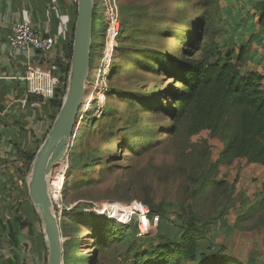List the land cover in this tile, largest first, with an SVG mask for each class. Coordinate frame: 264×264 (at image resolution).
<instances>
[{
	"label": "rangeland",
	"instance_id": "1",
	"mask_svg": "<svg viewBox=\"0 0 264 264\" xmlns=\"http://www.w3.org/2000/svg\"><path fill=\"white\" fill-rule=\"evenodd\" d=\"M115 3L120 27L108 40L109 1L94 0L90 72L67 155L65 210L72 209L58 219L68 235L63 244L76 246V264H88L96 256V218L77 206L145 201L165 216L162 237L184 227L193 214L198 224L208 225L197 240L199 252L214 250L219 264H264V204L256 179L244 183L230 156L220 159L224 143L209 130L173 134L170 116L175 89L182 87L172 75L173 61L185 58L196 19L204 13L212 30L223 29L240 7L238 0ZM249 15L246 11L244 18ZM61 54L67 56L66 50ZM60 73L57 90H67L68 71ZM110 230L97 248L98 264H129L137 246L159 239L157 230L146 242L135 239L133 228Z\"/></svg>",
	"mask_w": 264,
	"mask_h": 264
},
{
	"label": "trees",
	"instance_id": "2",
	"mask_svg": "<svg viewBox=\"0 0 264 264\" xmlns=\"http://www.w3.org/2000/svg\"><path fill=\"white\" fill-rule=\"evenodd\" d=\"M74 5L75 13L70 25L71 36L64 45L68 57L72 54L77 0H74ZM262 8L264 9V2ZM234 18L236 27L231 30L235 33L238 29V19ZM260 22L264 23L262 13ZM95 27L96 18L93 15L91 60ZM122 28L125 31L124 25ZM229 32L227 26L212 30L204 13L196 19L195 34L184 51L185 58L174 60L172 65V75L176 83L182 86L176 87L172 101L170 114L173 120L172 133L180 131L186 137H190L203 130H209L224 143L220 153L221 160L230 156L229 161L239 158L247 160L248 163L264 166V91L261 88L263 75L257 72L242 73L240 64L244 59V50L239 49L236 39L226 38L225 34ZM158 60L164 67L162 57ZM64 71H68V67L64 68ZM65 94L66 88L63 87L57 90L55 96L48 102L53 109L52 122L62 106ZM44 139L45 137L40 142L42 143ZM37 149L34 152L22 153L26 171L30 168ZM260 196L262 199L260 203L264 204V185ZM143 202L149 207L151 216H160L157 228L159 239L155 243L137 246L129 264H184L185 261H190L191 264H219L214 250L209 253L199 252L197 240L206 234L208 226L206 222L198 224L196 216L191 214L192 220L184 227L181 226L171 236L168 234L162 237L163 232L167 234L165 216L159 209ZM77 207L81 208L80 212L96 218V223L92 225L93 232L99 236L95 240L96 256L88 264H98L97 248L107 242L106 236L109 235L110 228L115 230L123 226L133 228L135 239L146 242L149 238V235L138 237L136 218L128 224H122L95 213L90 206L84 210L82 205ZM70 210L65 211V214L71 215ZM66 236L68 235L63 231L62 237ZM75 248L71 242L63 244V264H76L75 254L72 253Z\"/></svg>",
	"mask_w": 264,
	"mask_h": 264
},
{
	"label": "crops",
	"instance_id": "3",
	"mask_svg": "<svg viewBox=\"0 0 264 264\" xmlns=\"http://www.w3.org/2000/svg\"><path fill=\"white\" fill-rule=\"evenodd\" d=\"M263 2L238 0L240 7L232 12L233 16L228 14L230 32L225 36L236 39L239 49L244 50L242 73L263 75L264 91V23L260 22ZM246 11L252 15L244 18ZM74 13L73 0H0V264H48L42 221L29 195L30 168L26 171L23 166L22 153L39 148L52 125L53 109L48 102L27 96L25 83L17 77L25 73L30 56L10 47L8 35L16 21L27 19L42 36L55 39L60 54L71 36ZM237 13L241 14L239 18ZM234 17L239 25L235 33L231 30L236 27ZM31 59L44 65L37 51L31 53ZM233 165L244 183L254 178L255 187L261 191L263 165L239 158L233 160Z\"/></svg>",
	"mask_w": 264,
	"mask_h": 264
},
{
	"label": "water",
	"instance_id": "4",
	"mask_svg": "<svg viewBox=\"0 0 264 264\" xmlns=\"http://www.w3.org/2000/svg\"><path fill=\"white\" fill-rule=\"evenodd\" d=\"M77 4L66 94L28 175L29 195L42 221L47 241L48 264H63L62 231L48 194V177L54 166L68 155L91 66L94 0H77Z\"/></svg>",
	"mask_w": 264,
	"mask_h": 264
},
{
	"label": "built area",
	"instance_id": "5",
	"mask_svg": "<svg viewBox=\"0 0 264 264\" xmlns=\"http://www.w3.org/2000/svg\"><path fill=\"white\" fill-rule=\"evenodd\" d=\"M108 1L107 19L109 27L106 29V37L108 40H112L114 35L118 33L120 22L116 15L117 6L115 0ZM8 44L10 47L30 56L25 73L17 77V79L25 83L27 96L38 97L44 104L49 102L55 96L59 87L58 79L61 76V68L64 70V68L68 67L69 73L71 57L61 53V55L59 53L55 54L54 51L57 48L55 39L42 36L40 31L27 19H21L14 23L12 31L8 35ZM33 51L42 54L44 65H39L31 59ZM53 53L55 56L58 54L57 58L53 56ZM103 68V71L107 70V63L104 62ZM66 77L68 79V75ZM58 164V166H54L48 177V194L52 202L53 212L59 219L63 212L66 211L65 209H67L65 184L69 167L68 157L61 160ZM91 210L122 224H128L136 218L138 222V237H145L152 231H156L160 223V216H151L149 207L140 201H133L127 205H99Z\"/></svg>",
	"mask_w": 264,
	"mask_h": 264
}]
</instances>
